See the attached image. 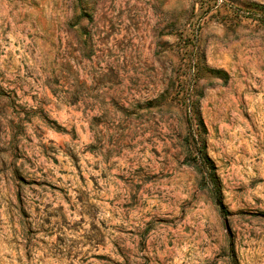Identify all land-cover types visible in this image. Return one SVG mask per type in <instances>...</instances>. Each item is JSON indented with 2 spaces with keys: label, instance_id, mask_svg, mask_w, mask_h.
<instances>
[{
  "label": "rangeland",
  "instance_id": "374dc122",
  "mask_svg": "<svg viewBox=\"0 0 264 264\" xmlns=\"http://www.w3.org/2000/svg\"><path fill=\"white\" fill-rule=\"evenodd\" d=\"M0 264H264V0H0Z\"/></svg>",
  "mask_w": 264,
  "mask_h": 264
},
{
  "label": "trees",
  "instance_id": "16d2710c",
  "mask_svg": "<svg viewBox=\"0 0 264 264\" xmlns=\"http://www.w3.org/2000/svg\"><path fill=\"white\" fill-rule=\"evenodd\" d=\"M184 100L180 101V107L188 126V135L184 145L187 159L190 164L200 173L204 180L213 178V166L205 154V136L207 134L206 126L200 117L198 108L189 98L193 91L184 90Z\"/></svg>",
  "mask_w": 264,
  "mask_h": 264
}]
</instances>
